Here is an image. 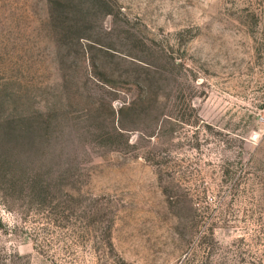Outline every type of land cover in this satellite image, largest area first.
I'll return each mask as SVG.
<instances>
[{
    "label": "rangeland",
    "instance_id": "obj_1",
    "mask_svg": "<svg viewBox=\"0 0 264 264\" xmlns=\"http://www.w3.org/2000/svg\"><path fill=\"white\" fill-rule=\"evenodd\" d=\"M36 109L0 264H264V0H0V117Z\"/></svg>",
    "mask_w": 264,
    "mask_h": 264
},
{
    "label": "trees",
    "instance_id": "obj_2",
    "mask_svg": "<svg viewBox=\"0 0 264 264\" xmlns=\"http://www.w3.org/2000/svg\"><path fill=\"white\" fill-rule=\"evenodd\" d=\"M54 121L55 118L50 112L41 109H36L31 115H20V117L3 115L0 117V157L3 156L2 150H4L5 154L13 156L12 162L15 166L22 167L25 162H22L21 158L26 156L25 151H22V144H29L24 137L33 132L38 136L35 132L39 130L50 133ZM24 166L25 170L29 169V164ZM48 187V184L36 180L30 185V190L44 194Z\"/></svg>",
    "mask_w": 264,
    "mask_h": 264
}]
</instances>
